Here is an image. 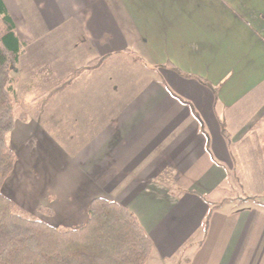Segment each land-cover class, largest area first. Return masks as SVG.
Returning a JSON list of instances; mask_svg holds the SVG:
<instances>
[{"label": "crops", "instance_id": "obj_1", "mask_svg": "<svg viewBox=\"0 0 264 264\" xmlns=\"http://www.w3.org/2000/svg\"><path fill=\"white\" fill-rule=\"evenodd\" d=\"M18 1L28 121L2 193L52 227L115 201L145 264H264V0Z\"/></svg>", "mask_w": 264, "mask_h": 264}, {"label": "trees", "instance_id": "obj_2", "mask_svg": "<svg viewBox=\"0 0 264 264\" xmlns=\"http://www.w3.org/2000/svg\"><path fill=\"white\" fill-rule=\"evenodd\" d=\"M24 48L0 0V264H145L151 242L136 218L115 201L94 199L85 223L52 227L2 193L16 162L8 135L15 120L25 118L15 110L11 76Z\"/></svg>", "mask_w": 264, "mask_h": 264}, {"label": "rangeland", "instance_id": "obj_3", "mask_svg": "<svg viewBox=\"0 0 264 264\" xmlns=\"http://www.w3.org/2000/svg\"><path fill=\"white\" fill-rule=\"evenodd\" d=\"M18 1V0H17ZM19 3V1H18ZM18 68V65L13 69L11 70V76L14 80L13 82V89H14V93H16L15 95V110L16 112L19 114V113H23L25 115V113L22 111L24 107H26V105L28 103H24V101H28V92L26 93L25 92V82L21 83V79H19V77L17 76L16 74V70ZM46 87H38L37 89H34L33 90V94L32 95H36V94H43L42 93V90H45ZM22 93V95H20ZM26 93V95L24 94ZM24 99V100H23ZM28 121V118L26 117L25 115V118L24 120L22 119H16L15 120V123L16 122H21V123H26ZM15 125V124H14ZM11 134V133H10ZM10 134L8 135V143H9V137H10ZM10 147V145H9ZM16 156V154H15ZM17 159V157H16ZM6 181V180H5ZM13 182H11L10 184H8L6 186L7 189H5V191L7 192H10V189H12V187L14 188V191L17 192V186L14 185ZM241 187H243V191L241 189ZM248 190H249V187H248V184L247 183H244V182H239V184L237 185V189H235L234 193L231 194V195H234V196H237V195H240L242 196V194H246L247 196H250V197H253L251 196L249 193H248ZM6 192V193H7ZM11 193V192H10ZM8 194V193H7ZM19 200V199H18ZM253 202L255 201V198L251 199ZM23 202V204L21 202ZM260 203H264V201H259ZM15 203V202H14ZM16 204V203H15ZM27 204V205H26ZM17 207L24 213H28V214H32L34 216H36L37 218L41 219V220H44V218H47L51 213H50V210L48 209V207H44V206H41V207H36L35 205H33V207L31 206V204H28L26 201H25V198H22L20 199L18 202H17ZM42 209H44L45 211H43ZM48 209V210H47Z\"/></svg>", "mask_w": 264, "mask_h": 264}]
</instances>
